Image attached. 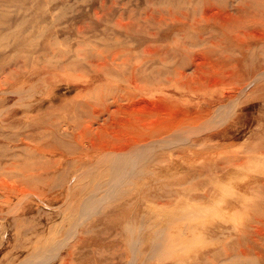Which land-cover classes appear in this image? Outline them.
<instances>
[{
  "label": "rangeland",
  "instance_id": "obj_1",
  "mask_svg": "<svg viewBox=\"0 0 264 264\" xmlns=\"http://www.w3.org/2000/svg\"><path fill=\"white\" fill-rule=\"evenodd\" d=\"M263 40L264 0H0V264H264L234 247L252 245L243 232L264 203ZM131 68L175 69L195 90L140 93ZM116 95L126 110L105 125L94 111ZM133 118L183 139L102 198L111 176L97 167L135 138ZM90 119L101 133L71 123Z\"/></svg>",
  "mask_w": 264,
  "mask_h": 264
},
{
  "label": "bare ground",
  "instance_id": "obj_2",
  "mask_svg": "<svg viewBox=\"0 0 264 264\" xmlns=\"http://www.w3.org/2000/svg\"><path fill=\"white\" fill-rule=\"evenodd\" d=\"M255 15L257 17V13H255ZM238 19L239 18H234V21L233 22H237ZM241 25L242 24H240V23L236 25V27H237V34H235V35H236L237 38H238V35H240L239 33L241 32V29H240L241 28L240 27ZM246 31H248V30H246ZM233 35H234V33H233ZM229 36H231V35L229 34ZM233 41H234V38H233ZM235 42L239 43V45H240L239 47L244 46V45H241L243 43V41H241L240 39L236 40V38H235ZM203 43H205V42H203ZM216 43H218V42H216ZM208 52H209V54L215 53L213 49H210ZM238 62H241V59L240 58L238 59ZM218 64L220 66H222L223 65V59L218 58ZM211 65L213 67H215L214 64L211 63ZM218 67L219 66L216 65V68H218ZM171 71H176V70L175 69L174 70L171 69V70H167V71H161L160 73H162V74L148 76V77H145L144 75H142L141 74L142 71L140 72L138 69H133V68H131L130 71H128V72H123V71L122 72L124 74H126L125 77L123 78V80L126 83V85L128 87H130V88H135V89L139 90L140 93H142L143 91L149 89L150 87H155L156 85H161V84H163L165 82L166 83L167 82L171 83L166 88V91L167 90H171V89H175L177 87L179 89L182 88L183 90H186V92H188V91H194L195 90L193 87H191V85L187 81L188 80V77H186L185 75H183L182 73H180V71L175 73V77L174 76H171L172 75V74H170ZM234 85H235V87L237 89L239 88L237 86V84H236V81H235ZM122 100H123V96H117L116 95L115 97H113L112 101L109 104H107L106 106L104 105L101 109L99 108V109L95 110L94 113H96V114H100V113L106 114V118L104 119V124L105 125H108L109 121L114 122V120H115L114 118H115V116L117 114L121 113L120 115H117L116 116V119H119V118H121L124 115V113H122V112H125L126 108L123 105ZM212 101H213V99H212ZM173 102L176 103L177 101H173ZM87 105L89 107H93L94 104L87 103ZM83 109H86V108L83 107ZM88 121H93V119H90ZM193 121L195 122L194 119H193ZM191 122H192V118H189L186 121V123L188 125H190ZM71 123L76 128H83L84 130H86V133H88V134L89 133H93V134L94 133L95 134L101 133V132L98 131L101 127L100 128H97L94 121L91 122L89 125H86V124H83V123H79V122H71ZM144 123L145 122H144V119L143 118H139V119L138 118H133V119H130L128 121V126H130L131 128H133L134 130L137 131V133L135 134V138L134 139H129L125 143H123L121 146H125L124 148H122L120 150H116V149L111 150L109 152L111 154V156L105 157L106 159H104L103 161H100L97 169L102 170V168L104 166L105 167V170L111 176V178H109V182L107 184L102 183L101 186H100V188H103L102 192L104 191V195L102 196V198H105V197L109 196L110 194H112V191L113 192L116 191V190H114V188H116L119 185H122V183L124 182V180L127 177L131 176V175H129L130 171L127 168L131 166L132 162L135 159L138 160L140 157L141 158H144V157L146 158L147 153H148L149 150H151L152 148H155V147H160V146H156V144H162L163 142H171V144H172V143H175L176 142L175 140H177V139L178 140L179 139H183V138H180L178 136V135H180V132H179V127H178V125L176 123H173L171 125H168L165 128L159 127V126H157V124L145 125ZM148 155H149V153H148ZM158 157H160V156H158ZM241 160H242L241 162L243 163L242 170L245 169V168H249L250 167V165H247L246 164L247 162H244V159H241ZM258 167L260 169L259 171H261V169L264 168V165H262V167L261 166H258ZM263 179H264V174L262 176H260V178H258L256 180H259L260 182H262L261 180H263ZM186 184H189L190 185V187L188 186L189 189H192V188H196L197 189L198 188V183L193 184V183L189 182V183H186ZM180 186H182V187L180 188V187L173 186V187L169 188L168 190L161 189V190H159L160 192L158 191L159 193L157 195L158 196H161V197L164 196V195L165 196L166 195H170L171 196V194L172 195H175L176 192L182 193V192H185L186 189H188V188L184 187L183 185H180ZM260 187L262 189H264V183L263 182L260 185ZM257 188H258V186H257ZM261 188H258V190L261 189ZM120 194L123 195V199L121 201L119 200V204H122V203H125L126 204L130 200L129 196L131 197V194H126V193L123 194V192L120 193ZM121 195H119V196H121ZM125 195H126V197H125ZM207 195H208L207 193H204V196H207ZM204 196H201L198 193L197 194L194 193L190 199L194 203H196L197 199L203 200ZM237 199H238L237 198V195H235V197L233 199L234 202L231 204L230 207L237 206V204H238ZM254 208H252V211L253 212L255 210ZM257 208L258 209H256L255 212H254V213H256V216L255 215L253 216L254 221L256 223L255 224H253L254 222L251 223V230L249 232L248 231L243 232V237L245 239H251V240H253L252 245H249L248 248L243 247V246L241 247V242L240 241H238V244H235L234 245V247L236 249L239 248V252H240V254H242V256H248V255H250V254H248L249 253V250H251V251H254L255 250L256 251L255 253H259L261 255V257L264 256V243L263 244H260V242L258 240V237H264V203L261 204L260 206H257ZM124 210L125 211H128L126 209H124ZM122 212L124 214V211H122ZM124 216H126V214H124ZM153 226H155V225H153ZM111 228L113 229L114 226L112 225ZM168 235H169V233H168ZM258 249H260L261 252H257ZM230 252H231V247H229L228 250H227V254L229 256H234L233 258H237V256L240 255L238 253L236 255H233ZM233 258L231 257V259H233ZM231 259H228V261L231 260ZM231 261H233V260H231ZM207 264H210L209 261H208ZM248 264H250L249 261H248Z\"/></svg>",
  "mask_w": 264,
  "mask_h": 264
}]
</instances>
